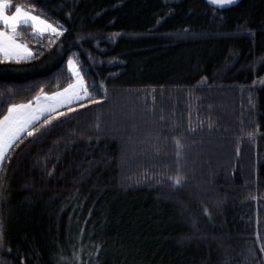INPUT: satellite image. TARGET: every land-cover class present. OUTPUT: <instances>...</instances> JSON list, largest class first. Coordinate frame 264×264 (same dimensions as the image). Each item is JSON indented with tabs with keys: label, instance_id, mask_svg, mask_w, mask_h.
<instances>
[{
	"label": "trees",
	"instance_id": "16d2710c",
	"mask_svg": "<svg viewBox=\"0 0 264 264\" xmlns=\"http://www.w3.org/2000/svg\"><path fill=\"white\" fill-rule=\"evenodd\" d=\"M12 2L67 31L18 27L33 55L0 54V117L69 58L99 103L7 152L0 264H264V0Z\"/></svg>",
	"mask_w": 264,
	"mask_h": 264
},
{
	"label": "snow or ice",
	"instance_id": "6c2138e0",
	"mask_svg": "<svg viewBox=\"0 0 264 264\" xmlns=\"http://www.w3.org/2000/svg\"><path fill=\"white\" fill-rule=\"evenodd\" d=\"M233 2L234 0H213V3L217 5H230ZM34 3L35 0H33V5ZM10 7H14L15 11L9 15L7 10ZM36 12L42 13V10L36 9ZM36 12L33 11L32 6L24 4L13 5L12 0H0V22L4 25V27L0 28V53H3L4 58L11 60L15 57L19 60L21 58H30L33 55V50L27 46V43L21 42L17 38L22 35L18 31L20 25H31L39 33L50 31L56 37L63 36L64 32L67 31L59 22L50 23L48 19L44 18L43 14L37 15ZM68 65L74 67L76 79L61 92L52 93L51 97L41 89L45 98L43 105L40 104V95L35 97L37 101L35 105L31 100L27 103L7 104L6 113L0 117V173L5 171L4 161L9 159L8 150L20 140L23 133H27V136L31 137L40 131V128H45L47 131L48 129L45 126L51 125L53 120H58L66 115L64 111L57 110L58 108L67 104L69 105L67 111L72 112L74 109L70 106L71 103L73 100L79 99H87L90 104L99 103V100L93 99L92 94L87 90L84 73L80 70L81 66L75 65L71 58L68 59ZM101 98H103V94ZM80 107H83V105H80ZM41 117H44V119L38 127L37 124ZM248 135L254 137L256 133L253 132ZM176 143L178 147H183L179 140ZM52 174V172H49V175ZM0 179H3V177H0ZM172 179L175 182L174 186L181 185L182 176L179 172ZM3 244V230L0 227V248L3 247Z\"/></svg>",
	"mask_w": 264,
	"mask_h": 264
},
{
	"label": "rangeland",
	"instance_id": "374dc122",
	"mask_svg": "<svg viewBox=\"0 0 264 264\" xmlns=\"http://www.w3.org/2000/svg\"><path fill=\"white\" fill-rule=\"evenodd\" d=\"M15 11V10H14ZM13 11V12H14ZM12 12H8V14L10 15ZM2 23V22H1ZM51 23V22H50ZM3 24V23H2ZM31 26V25H30ZM31 28H32V30H34V28L31 26ZM34 31H36V30H34ZM36 32H38V31H36ZM39 33V32H38ZM41 34H44V35H54V33H52V32H50V31H48V32H44V33H41ZM2 56H3V58H4V55H3V53H0ZM73 61H74V64L75 65H78L77 64V61H76V59H74V58H71ZM68 69H69V73L71 74V76H72V82L76 79V77H75V75H74V67H70L69 65H68ZM87 90H88V92L89 93H91L90 91H89V89L87 88ZM81 95H83V94H81ZM86 100L87 99H79V100H73V102L71 103V107L74 109V108H76V107H80V105H84V104H86ZM76 102V103H75ZM67 106H69V105H67ZM67 108L68 107H66L65 109H63V110H61V111H64L65 113H67L68 111H67ZM122 119H125V117H123ZM122 122V121H121ZM125 122H128V119L127 120H123V122H122V124H124L125 126H126V123ZM124 152L126 153V152H128V149H127V145H126V147H125V149H124Z\"/></svg>",
	"mask_w": 264,
	"mask_h": 264
},
{
	"label": "crops",
	"instance_id": "0c3cea01",
	"mask_svg": "<svg viewBox=\"0 0 264 264\" xmlns=\"http://www.w3.org/2000/svg\"><path fill=\"white\" fill-rule=\"evenodd\" d=\"M2 27H4V25L0 22V28H2ZM22 55H23V53H22ZM14 58H15V57H14ZM70 83H72V81H71ZM70 83H69V84H70ZM67 86H68V85H67ZM67 86L64 87V88H67ZM64 88H63V89H64ZM63 89L57 90V91L52 92V93L61 92ZM52 93H48V94H49V97H51V94H52ZM40 96H41L40 104L43 105V104L45 103V98L43 97V94H40ZM32 102H33L34 105L37 103V101H36L35 98L32 100ZM26 103H27V102H26ZM75 103H76V102H75ZM19 104H20V103H19ZM66 107H68L67 104H65L63 107L58 108L57 110L61 111V110L65 109ZM42 118H43V117H41V119H42ZM23 134H24V133H23ZM23 134H22V135H23ZM22 135H21V136H22ZM8 151H9V150H8Z\"/></svg>",
	"mask_w": 264,
	"mask_h": 264
},
{
	"label": "water",
	"instance_id": "95a60500",
	"mask_svg": "<svg viewBox=\"0 0 264 264\" xmlns=\"http://www.w3.org/2000/svg\"><path fill=\"white\" fill-rule=\"evenodd\" d=\"M206 3H208L210 6L217 8V9H225V8H229L231 6L236 5L240 0H234V2L230 5H217L213 3V0H204Z\"/></svg>",
	"mask_w": 264,
	"mask_h": 264
}]
</instances>
